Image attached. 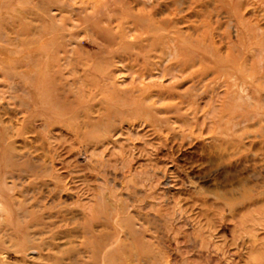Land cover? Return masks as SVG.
Instances as JSON below:
<instances>
[{
	"label": "rangeland",
	"instance_id": "374dc122",
	"mask_svg": "<svg viewBox=\"0 0 264 264\" xmlns=\"http://www.w3.org/2000/svg\"><path fill=\"white\" fill-rule=\"evenodd\" d=\"M0 264H264V0H0Z\"/></svg>",
	"mask_w": 264,
	"mask_h": 264
}]
</instances>
